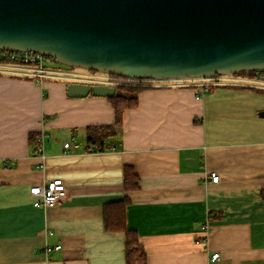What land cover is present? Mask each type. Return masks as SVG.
Wrapping results in <instances>:
<instances>
[{
	"label": "crops",
	"instance_id": "obj_1",
	"mask_svg": "<svg viewBox=\"0 0 264 264\" xmlns=\"http://www.w3.org/2000/svg\"><path fill=\"white\" fill-rule=\"evenodd\" d=\"M67 84L0 75V264H126L124 233L102 220L124 196L145 264H264V90L142 88L117 147L99 151L84 149L86 127L113 123L111 103ZM30 133H43L41 153ZM56 177L67 197L34 207L29 186Z\"/></svg>",
	"mask_w": 264,
	"mask_h": 264
},
{
	"label": "water",
	"instance_id": "obj_2",
	"mask_svg": "<svg viewBox=\"0 0 264 264\" xmlns=\"http://www.w3.org/2000/svg\"><path fill=\"white\" fill-rule=\"evenodd\" d=\"M0 48L126 77L252 71L264 67V0H0ZM66 90L116 88L70 82Z\"/></svg>",
	"mask_w": 264,
	"mask_h": 264
},
{
	"label": "built area",
	"instance_id": "obj_3",
	"mask_svg": "<svg viewBox=\"0 0 264 264\" xmlns=\"http://www.w3.org/2000/svg\"><path fill=\"white\" fill-rule=\"evenodd\" d=\"M60 65V66H59ZM0 75L23 76L37 82L43 80H58L67 83L80 82L88 84H103L110 86L132 85L141 87H183L194 86L198 93L211 86H237L264 90V67L252 70L251 73L214 74L194 78H138L116 75L80 67H70L59 63L53 56L32 50L0 48ZM43 133L38 137V152L43 150ZM69 142L64 143L68 147ZM211 181L216 182L218 175L210 173ZM29 195L34 207H48L62 202L67 197V187L61 178L56 177L44 183H34L29 186ZM50 233V232H49ZM60 244L45 245L44 253L57 250ZM218 257V252L212 253L211 259Z\"/></svg>",
	"mask_w": 264,
	"mask_h": 264
},
{
	"label": "trees",
	"instance_id": "obj_4",
	"mask_svg": "<svg viewBox=\"0 0 264 264\" xmlns=\"http://www.w3.org/2000/svg\"><path fill=\"white\" fill-rule=\"evenodd\" d=\"M251 73V71H240ZM117 92L107 96L114 110V122L108 125L87 126L85 133V150H106L118 145V136L122 125V114L127 108L134 107L137 102L136 93L141 86L119 85L115 87ZM39 133H30L29 142L38 148ZM125 191L135 190L139 187L138 175L129 166L124 168ZM261 198L264 202V187L261 190ZM130 199L124 196L120 200L104 203L102 206V220L106 231H120L125 235L126 264H145L146 254L138 241L137 233L126 225V206Z\"/></svg>",
	"mask_w": 264,
	"mask_h": 264
},
{
	"label": "rangeland",
	"instance_id": "obj_5",
	"mask_svg": "<svg viewBox=\"0 0 264 264\" xmlns=\"http://www.w3.org/2000/svg\"><path fill=\"white\" fill-rule=\"evenodd\" d=\"M60 66V65H59ZM244 73H246V72H239V74H244Z\"/></svg>",
	"mask_w": 264,
	"mask_h": 264
}]
</instances>
